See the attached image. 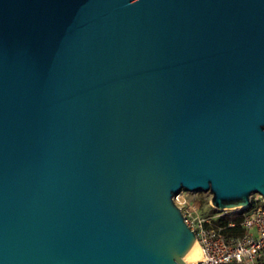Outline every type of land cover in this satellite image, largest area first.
<instances>
[{"label":"water","instance_id":"water-1","mask_svg":"<svg viewBox=\"0 0 264 264\" xmlns=\"http://www.w3.org/2000/svg\"><path fill=\"white\" fill-rule=\"evenodd\" d=\"M183 190L264 198V0H0V264H188Z\"/></svg>","mask_w":264,"mask_h":264},{"label":"built area","instance_id":"built-area-1","mask_svg":"<svg viewBox=\"0 0 264 264\" xmlns=\"http://www.w3.org/2000/svg\"><path fill=\"white\" fill-rule=\"evenodd\" d=\"M194 193L183 190L173 197L200 246L201 256L194 264H264V198L254 194L248 208L218 210L212 206V193L207 191L203 193L208 195L211 207L209 212H203L202 199ZM238 215L243 218V233L230 235L228 230L237 227L233 218ZM224 218L231 219L220 224Z\"/></svg>","mask_w":264,"mask_h":264},{"label":"bare ground","instance_id":"bare-ground-1","mask_svg":"<svg viewBox=\"0 0 264 264\" xmlns=\"http://www.w3.org/2000/svg\"><path fill=\"white\" fill-rule=\"evenodd\" d=\"M200 256H201L200 246L196 242V244L193 246L191 251L187 254V256L184 259L188 264H194L200 258Z\"/></svg>","mask_w":264,"mask_h":264},{"label":"trees","instance_id":"trees-1","mask_svg":"<svg viewBox=\"0 0 264 264\" xmlns=\"http://www.w3.org/2000/svg\"><path fill=\"white\" fill-rule=\"evenodd\" d=\"M230 219H231V218H224V219H222V220L220 221V224H226L228 221H230ZM233 219L236 221V223H237V227L234 228V229H230V230H228V233H229L230 235H240V234H242V233H243V229H242V227L240 226V225H241V222H242V220H243L242 216H241V215H238V216L234 217Z\"/></svg>","mask_w":264,"mask_h":264},{"label":"rangeland","instance_id":"rangeland-1","mask_svg":"<svg viewBox=\"0 0 264 264\" xmlns=\"http://www.w3.org/2000/svg\"><path fill=\"white\" fill-rule=\"evenodd\" d=\"M195 197H201L202 199V211L203 212H209L210 211V205L208 201V195L204 194L203 192H196L193 194ZM258 197V195H255V198Z\"/></svg>","mask_w":264,"mask_h":264}]
</instances>
